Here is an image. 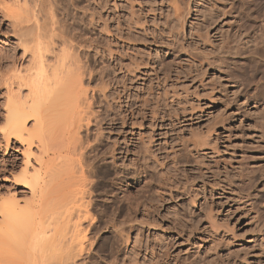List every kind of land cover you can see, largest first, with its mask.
I'll use <instances>...</instances> for the list:
<instances>
[{
  "label": "rangeland",
  "instance_id": "obj_1",
  "mask_svg": "<svg viewBox=\"0 0 264 264\" xmlns=\"http://www.w3.org/2000/svg\"><path fill=\"white\" fill-rule=\"evenodd\" d=\"M48 1L0 0V76L22 56L14 7L56 76L76 52L99 110L81 133L93 264H264V0ZM15 147L0 137V199L24 205Z\"/></svg>",
  "mask_w": 264,
  "mask_h": 264
},
{
  "label": "bare ground",
  "instance_id": "obj_2",
  "mask_svg": "<svg viewBox=\"0 0 264 264\" xmlns=\"http://www.w3.org/2000/svg\"><path fill=\"white\" fill-rule=\"evenodd\" d=\"M175 3L174 0V10L177 9ZM14 9L7 11V14L11 22L13 19L15 23L12 25L14 29L10 27L13 29L12 35L17 37L16 43L22 48V56L16 68L10 66L13 68L10 76L8 74V77L0 76L4 95L0 106L2 120H0V137L6 150L11 144L20 147V149L15 147L14 152L20 153L23 158L21 175L18 177L14 175L12 180L21 183L20 186L28 191L30 197L24 205L19 203L13 191H9L6 199H0V264H93L90 258L97 247V242L93 236H88L86 233L90 223L86 229L82 227V223L90 216L86 209V205L89 204L86 194L90 186L86 179L88 175L85 177V171L87 172L88 169H85L86 156L91 148L90 142L87 143L89 141L86 139L87 136L85 135L86 138L83 139L81 133L88 134L90 127L99 120L97 114L99 110L93 111L91 108V95L88 96L82 83L80 70L83 71V67L78 65V60L73 57L74 49L67 44L70 48L66 51L69 53L63 52L65 57L68 53L67 59H71V64L70 60L66 61V64H69L68 67H64L63 72L66 73L67 69L72 68L64 76L61 68L65 60H60L61 66L58 57L54 58L60 64L57 74L62 75L61 78L57 75L58 78L54 72L56 69L48 66V63L46 65L43 59L42 47L40 48V42L37 40L40 39L39 34L43 39V34L42 32L37 34L39 23L33 16L34 12L29 11L32 16L28 19L29 15L20 8ZM183 12H180L181 15ZM180 13L177 15L181 16ZM24 14L28 17H24ZM69 42L71 43L70 40ZM45 47L43 52L46 51ZM26 54H29L28 59ZM7 57L11 59V56ZM47 67L51 68V71ZM48 71L52 73L49 74ZM33 202H37L36 209L31 208L34 207ZM67 204L71 206L67 207V211L65 210L67 214L61 220L60 213L63 212L60 211L64 210Z\"/></svg>",
  "mask_w": 264,
  "mask_h": 264
}]
</instances>
